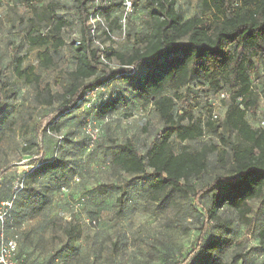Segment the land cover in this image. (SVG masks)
<instances>
[{
  "label": "trees",
  "instance_id": "1",
  "mask_svg": "<svg viewBox=\"0 0 264 264\" xmlns=\"http://www.w3.org/2000/svg\"><path fill=\"white\" fill-rule=\"evenodd\" d=\"M70 1L71 7L62 0H18L31 13L24 41L32 46L48 45L36 54L41 69L56 65L66 29L77 25L78 36L71 41L74 64L67 72L64 90L52 93L45 87L44 94L37 96L48 108L36 121L37 137L53 135L61 149H65V140L68 152L34 160L33 170L19 179L21 191L15 193L5 220L6 227L12 229L10 235H17L15 259L28 264L37 249L30 264H68L78 256L75 243L80 231L71 215L37 224L31 230H26L25 224L45 212L53 190L65 188L75 174L76 164L66 157L72 150L62 133L65 121L85 105L92 107L91 116L95 113L96 118L107 120L120 103L125 104L115 92L124 89L148 103L161 125L143 150L129 138L120 142L110 139L104 146L113 168L128 175L124 187L146 181V202L155 204L158 211L175 205L178 199L192 198L198 206L192 208L194 219L202 217L185 254L176 256L165 241H159L165 248L160 264H233L225 254L231 245L238 246V255L245 259L249 252L241 253L237 233L241 223L250 221L246 218L251 211L248 202L264 197V123L252 128L247 120L249 113L257 114L259 98L264 96V84L259 89L253 81V76L263 75L264 68V0H196L197 12L188 17L175 8L176 0H144L147 28L133 34L131 46L124 52L114 50L106 41L112 45L125 41L136 0H130L129 11L124 0ZM63 6L74 11V19L61 14ZM111 6L118 9L115 17H110ZM6 46L12 55L16 53L10 41ZM113 57L116 65L108 63ZM21 63L22 58L17 57L16 78L27 85L37 84L39 75L32 67L22 68ZM113 82L127 88L110 90ZM100 87L104 91L95 92ZM218 91L227 92L228 97L222 101L221 116L213 119L209 99ZM14 95L6 72L0 70V113ZM93 123L84 122L88 150L96 141L87 131L94 128ZM67 129L66 134L71 131ZM205 131L211 132L215 141L199 149L184 146L175 151L173 139L194 141ZM2 172L1 168L0 176ZM48 173L50 178L43 181ZM39 182L41 185L35 186ZM116 201L120 214L130 201L125 189ZM86 222L94 228L98 219ZM47 229L52 236L43 235ZM59 234L65 240L56 248L53 242ZM258 239L264 246V229L258 231ZM29 243L33 250H26Z\"/></svg>",
  "mask_w": 264,
  "mask_h": 264
},
{
  "label": "rangeland",
  "instance_id": "2",
  "mask_svg": "<svg viewBox=\"0 0 264 264\" xmlns=\"http://www.w3.org/2000/svg\"><path fill=\"white\" fill-rule=\"evenodd\" d=\"M64 3L72 6L70 0H62V4ZM143 4L144 0H136L135 8L129 17V31L125 41L113 45L106 41L107 45L116 51L128 50L132 44L133 34L142 33L147 28L148 17ZM175 8L188 17L197 12L196 0H176ZM108 11L110 17L118 15V9L113 6ZM60 12L67 18L74 19L75 13L70 9L63 6ZM30 16L28 6L18 0H0V70L6 72L10 87L15 92L14 97L7 101L8 107L0 113L2 120L0 169H3L0 176V202L21 191L19 179L24 173L33 170L34 160L52 159L61 152L66 153L68 148L65 140L62 143L65 149L57 148V138L53 135L47 134L41 139L37 137L36 121L48 111L46 105L40 104L37 96L44 94L45 87H49L52 93L64 90L68 83L67 72L74 64L71 41L78 36V27L74 25L63 32L65 45L61 48L56 65L49 69H41L37 65L36 54L48 48V45L32 46L24 41L26 19ZM7 41L16 49L14 55L7 48ZM17 57L22 58V68L32 67L33 72L39 75L37 84L27 85L23 80L16 78ZM108 63L116 65L118 62L113 57ZM262 71L263 75L253 76V81L259 89L264 84V68ZM116 88L127 87L120 82H113L110 90ZM115 92L125 104L120 103L107 120L96 118L95 113L91 116L92 107L85 105L75 112L72 119L69 117L65 121L62 133L69 140L72 150L66 157L70 163L76 164L75 174L65 188L53 190L47 210L25 224L26 230H31L37 224L45 225L57 217L71 215L80 231L75 243L79 254L68 264H160L164 260L165 248L159 241H165L174 251V255L185 254L190 250V245L198 234L196 226L202 220L201 216H198L197 220L193 217L192 208L198 206L192 198L178 199L175 205L158 211L155 204L146 202L144 192L146 181L139 180L124 187L128 175L113 168L110 155L104 146L110 144V139L120 142L129 138L143 150L161 125L148 103L141 102L127 89ZM86 120L93 121L96 129L94 133L96 141L89 150L85 145ZM247 120L252 128L259 127L261 122L264 123L263 95L258 101L257 114L249 113ZM68 127L71 131L66 134ZM33 141L36 145H32ZM173 141L175 151L178 152L184 146H188L190 150L199 149L201 145L215 141V137L211 132L205 131L201 138L194 141L180 142L177 139ZM50 176L48 173L42 180ZM210 178L208 175L205 176L206 181ZM40 185V182L35 183V186ZM122 189L127 191L130 201L119 214L116 198ZM248 205L251 211L246 218L250 221L240 224L236 242L242 244L241 253L248 251L249 255L242 259L238 255L240 248L235 245L228 247L225 254L233 264H264V246L258 239V231L264 229V197L251 200ZM91 218L98 219L94 228L89 227L86 222ZM5 230L8 235L12 233L10 226ZM44 234L52 236L53 233L47 229ZM64 240V235L59 234L55 237L54 246L59 247L60 242ZM113 243L116 244L115 250L112 249ZM33 248L34 246L29 243L26 250ZM24 252L27 253L25 250ZM37 252L38 249L28 264L32 263ZM55 260L59 263L58 258Z\"/></svg>",
  "mask_w": 264,
  "mask_h": 264
},
{
  "label": "built area",
  "instance_id": "3",
  "mask_svg": "<svg viewBox=\"0 0 264 264\" xmlns=\"http://www.w3.org/2000/svg\"><path fill=\"white\" fill-rule=\"evenodd\" d=\"M125 10L129 11L131 9V1L124 0L123 2ZM94 23V20H91ZM104 88L100 87L96 89L95 92H103ZM228 97V93L225 91H218L214 93L209 99L211 105L213 106L212 118L217 119L222 114V101ZM263 124V122H261ZM88 133L91 134L92 139H95L94 133L96 129L93 127H88ZM15 198V193L10 199H6L0 202V264H20L15 259V254L17 250V235H7L6 234V224L5 220L8 216V212L13 207V199Z\"/></svg>",
  "mask_w": 264,
  "mask_h": 264
}]
</instances>
